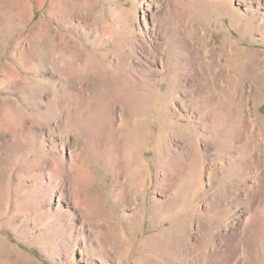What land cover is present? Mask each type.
Segmentation results:
<instances>
[{
	"label": "rangeland",
	"instance_id": "rangeland-1",
	"mask_svg": "<svg viewBox=\"0 0 264 264\" xmlns=\"http://www.w3.org/2000/svg\"><path fill=\"white\" fill-rule=\"evenodd\" d=\"M263 124L264 0H0V264H264Z\"/></svg>",
	"mask_w": 264,
	"mask_h": 264
},
{
	"label": "bare ground",
	"instance_id": "bare-ground-1",
	"mask_svg": "<svg viewBox=\"0 0 264 264\" xmlns=\"http://www.w3.org/2000/svg\"><path fill=\"white\" fill-rule=\"evenodd\" d=\"M226 11H228V10H226ZM104 97V96H103ZM125 103V102H124ZM101 123V122H100ZM12 124V123H11ZM264 125V124H263ZM81 132V131H80ZM46 165V164H45ZM30 166V165H29ZM41 166H43V165H41ZM40 169V166H38V170ZM42 170V169H41ZM62 170V169H61ZM60 170V172H62ZM70 170V169H69ZM72 170L73 171H71V173H74L75 172V170H74V168H72ZM78 173V172H77ZM40 174V173H39ZM60 174V173H59ZM65 174V173H64ZM67 175H69L68 173H66ZM73 175V174H72ZM71 176V175H70ZM41 177V176H40ZM75 179V178H74ZM76 181H77V183L79 184V185H81L82 183H83V181L81 182L79 179H75ZM74 181V180H73ZM93 200V199H92ZM80 203V202H79ZM82 213V217L84 218V219H86L87 220V222L89 223V225H90V227L92 228V230L91 231H93V230H95V225H94V222H96V218H94V215L92 216L91 214V216H89L88 214H86L84 211L83 212H81ZM98 220V219H97ZM88 226V225H87ZM89 234V236H87V239L88 240H90V239H92L91 238V236H92V233L91 232H89L88 233ZM94 235V234H93ZM98 236H100V235H98ZM97 236V237H98ZM105 236V235H104ZM96 237V236H95ZM86 240V239H85ZM90 241H92V240H90ZM87 245H88V243H87Z\"/></svg>",
	"mask_w": 264,
	"mask_h": 264
}]
</instances>
